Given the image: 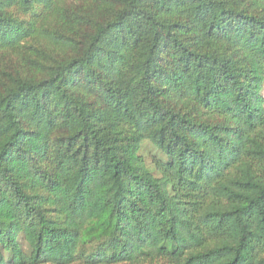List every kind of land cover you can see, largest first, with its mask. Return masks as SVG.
Segmentation results:
<instances>
[{
    "label": "trees",
    "instance_id": "trees-1",
    "mask_svg": "<svg viewBox=\"0 0 264 264\" xmlns=\"http://www.w3.org/2000/svg\"><path fill=\"white\" fill-rule=\"evenodd\" d=\"M264 0H0V264H264Z\"/></svg>",
    "mask_w": 264,
    "mask_h": 264
},
{
    "label": "rangeland",
    "instance_id": "rangeland-1",
    "mask_svg": "<svg viewBox=\"0 0 264 264\" xmlns=\"http://www.w3.org/2000/svg\"><path fill=\"white\" fill-rule=\"evenodd\" d=\"M263 94H264V90H263ZM80 264H82V263H80Z\"/></svg>",
    "mask_w": 264,
    "mask_h": 264
}]
</instances>
